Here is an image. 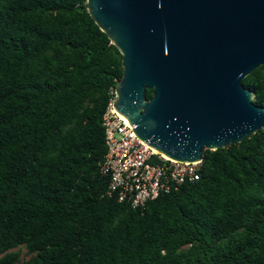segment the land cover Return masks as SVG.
Segmentation results:
<instances>
[{"label": "trees", "instance_id": "16d2710c", "mask_svg": "<svg viewBox=\"0 0 264 264\" xmlns=\"http://www.w3.org/2000/svg\"><path fill=\"white\" fill-rule=\"evenodd\" d=\"M87 9L0 0V264H264V128L140 208L106 194L122 57ZM241 84L264 108V66Z\"/></svg>", "mask_w": 264, "mask_h": 264}, {"label": "water", "instance_id": "95a60500", "mask_svg": "<svg viewBox=\"0 0 264 264\" xmlns=\"http://www.w3.org/2000/svg\"><path fill=\"white\" fill-rule=\"evenodd\" d=\"M87 3L122 57L114 108L148 146L171 160L202 161L205 150L264 128V108L241 84L264 66V0Z\"/></svg>", "mask_w": 264, "mask_h": 264}, {"label": "built area", "instance_id": "2783aa9c", "mask_svg": "<svg viewBox=\"0 0 264 264\" xmlns=\"http://www.w3.org/2000/svg\"><path fill=\"white\" fill-rule=\"evenodd\" d=\"M102 116L106 154L100 172L108 178L106 194L117 202L140 208L161 194L200 178L202 161L171 160L140 140L114 108L115 87Z\"/></svg>", "mask_w": 264, "mask_h": 264}, {"label": "rangeland", "instance_id": "374dc122", "mask_svg": "<svg viewBox=\"0 0 264 264\" xmlns=\"http://www.w3.org/2000/svg\"><path fill=\"white\" fill-rule=\"evenodd\" d=\"M17 251H18V249H13V250H12V252H17ZM20 258H21V260H25V259L28 258V256L26 255L24 249H21V250H20Z\"/></svg>", "mask_w": 264, "mask_h": 264}]
</instances>
